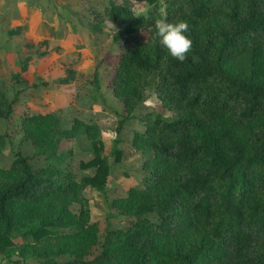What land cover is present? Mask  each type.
I'll list each match as a JSON object with an SVG mask.
<instances>
[{"label":"trees","instance_id":"1","mask_svg":"<svg viewBox=\"0 0 264 264\" xmlns=\"http://www.w3.org/2000/svg\"><path fill=\"white\" fill-rule=\"evenodd\" d=\"M105 14L117 41L147 32L122 54L112 83L124 105L116 143L128 120L144 125L132 139L143 178L110 203L135 220L103 238L90 222L85 190L104 187L112 165L99 123L27 114L23 139L45 162L34 169L16 151L0 166V254L38 264H264V0L111 1ZM161 17L189 24L183 62L154 38ZM149 88L176 118L136 113ZM14 112L0 86V121ZM75 139L93 153L80 163L93 175L79 177L72 149H61ZM112 152L119 161L121 149Z\"/></svg>","mask_w":264,"mask_h":264},{"label":"rangeland","instance_id":"2","mask_svg":"<svg viewBox=\"0 0 264 264\" xmlns=\"http://www.w3.org/2000/svg\"><path fill=\"white\" fill-rule=\"evenodd\" d=\"M124 0H0V86L14 102L13 116L0 121V133L6 143L0 148V166L9 167L15 152L28 158L32 167L44 164L36 157L33 144L24 140L20 130L24 115L54 112L64 119L82 117L103 128L105 155H110L111 173L104 187L87 188L86 205L90 222H97L101 238L108 228H125L134 218L119 215L111 201L126 194L128 188L143 178L144 157L132 146L134 133L143 128L137 118L128 120L116 143V127L124 105L114 96L112 83L122 54L138 40L142 31L115 40L117 26L105 14L110 2ZM162 1V0H161ZM153 110L157 115L174 119L178 114L162 107L149 88L146 100L136 113ZM87 142L63 141L61 149H72L70 163L79 177L93 175L95 168H81L93 153ZM121 149L115 162L114 149ZM80 204L72 206L81 210ZM97 252L96 250L94 251ZM70 256L58 260L66 261ZM38 260L17 253L0 254V264H38Z\"/></svg>","mask_w":264,"mask_h":264},{"label":"clouds","instance_id":"3","mask_svg":"<svg viewBox=\"0 0 264 264\" xmlns=\"http://www.w3.org/2000/svg\"><path fill=\"white\" fill-rule=\"evenodd\" d=\"M153 26L155 28L154 38L158 39L159 44L172 58L183 62L193 45L192 40L186 35L190 30L189 24L183 20L169 22L166 17H161L154 20Z\"/></svg>","mask_w":264,"mask_h":264}]
</instances>
